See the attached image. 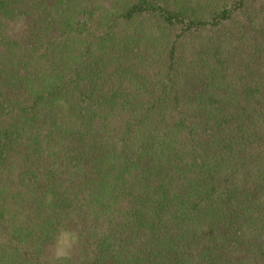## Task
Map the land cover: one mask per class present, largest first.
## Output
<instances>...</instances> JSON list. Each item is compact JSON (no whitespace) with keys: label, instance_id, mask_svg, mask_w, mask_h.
I'll use <instances>...</instances> for the list:
<instances>
[{"label":"trees","instance_id":"trees-1","mask_svg":"<svg viewBox=\"0 0 264 264\" xmlns=\"http://www.w3.org/2000/svg\"><path fill=\"white\" fill-rule=\"evenodd\" d=\"M0 264H264V0H0Z\"/></svg>","mask_w":264,"mask_h":264},{"label":"clouds","instance_id":"clouds-1","mask_svg":"<svg viewBox=\"0 0 264 264\" xmlns=\"http://www.w3.org/2000/svg\"><path fill=\"white\" fill-rule=\"evenodd\" d=\"M79 244V236L72 230H61L54 243L53 258L55 261H62L68 258L74 248Z\"/></svg>","mask_w":264,"mask_h":264}]
</instances>
